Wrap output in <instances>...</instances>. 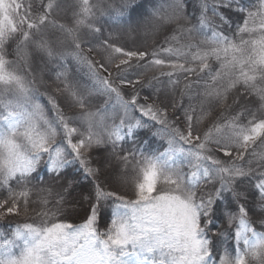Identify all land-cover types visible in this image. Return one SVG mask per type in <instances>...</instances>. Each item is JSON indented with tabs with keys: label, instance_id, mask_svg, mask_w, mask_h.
<instances>
[{
	"label": "snow or ice",
	"instance_id": "1",
	"mask_svg": "<svg viewBox=\"0 0 264 264\" xmlns=\"http://www.w3.org/2000/svg\"><path fill=\"white\" fill-rule=\"evenodd\" d=\"M0 264H264V0H0Z\"/></svg>",
	"mask_w": 264,
	"mask_h": 264
},
{
	"label": "trees",
	"instance_id": "2",
	"mask_svg": "<svg viewBox=\"0 0 264 264\" xmlns=\"http://www.w3.org/2000/svg\"><path fill=\"white\" fill-rule=\"evenodd\" d=\"M141 41H143V37L139 38ZM148 39V43H151V37L147 38ZM127 43L129 44V46H131V41H127ZM41 175H44V172L41 173Z\"/></svg>",
	"mask_w": 264,
	"mask_h": 264
}]
</instances>
